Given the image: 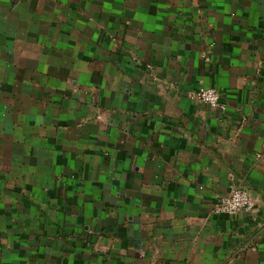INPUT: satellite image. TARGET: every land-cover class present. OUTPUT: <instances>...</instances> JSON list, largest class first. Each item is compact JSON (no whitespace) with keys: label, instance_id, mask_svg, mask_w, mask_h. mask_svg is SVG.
Returning <instances> with one entry per match:
<instances>
[{"label":"crops","instance_id":"obj_1","mask_svg":"<svg viewBox=\"0 0 264 264\" xmlns=\"http://www.w3.org/2000/svg\"><path fill=\"white\" fill-rule=\"evenodd\" d=\"M0 264H264V0H0Z\"/></svg>","mask_w":264,"mask_h":264},{"label":"built area","instance_id":"obj_2","mask_svg":"<svg viewBox=\"0 0 264 264\" xmlns=\"http://www.w3.org/2000/svg\"><path fill=\"white\" fill-rule=\"evenodd\" d=\"M206 60L209 59L206 57ZM195 98L209 107L225 112L227 107L220 92L211 88H201ZM255 208V200L247 191L239 188L232 189L225 196H220L214 204V213L218 216L236 217L240 213H250Z\"/></svg>","mask_w":264,"mask_h":264}]
</instances>
